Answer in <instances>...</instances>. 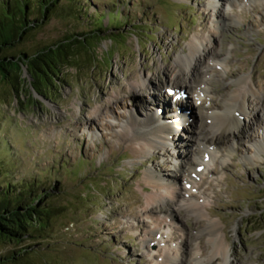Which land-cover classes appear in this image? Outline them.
I'll return each mask as SVG.
<instances>
[{
  "label": "rangeland",
  "instance_id": "rangeland-1",
  "mask_svg": "<svg viewBox=\"0 0 264 264\" xmlns=\"http://www.w3.org/2000/svg\"><path fill=\"white\" fill-rule=\"evenodd\" d=\"M5 1L14 0L0 5ZM36 8L28 11L29 21L42 17ZM49 9L7 55L33 54L97 27L102 32L91 34L95 39L74 52L72 66L58 68L48 83L37 75L39 85H31L25 66L21 92L0 81V181L32 187L53 209L43 229L18 246L0 243V256L32 246L18 264H157L163 248H183L185 264H194V253L198 264H229L219 255L208 258L206 220L184 205L169 201L147 217L140 214L154 192L153 175L204 205L203 215L231 248V264H264V0H55ZM214 11L221 14L219 25ZM194 37L205 45L197 63L203 96L184 89L188 71L178 73L177 57ZM207 51L218 61H207ZM241 78L246 114L237 113L231 133L214 130L212 113L224 109ZM175 88L188 98L186 117L173 126L179 145L168 141L154 149L132 142L147 129L136 128L140 120L130 115L159 118L145 102L152 106L167 96L173 108ZM212 131L221 149L207 166L211 173L202 171L188 191L190 163L207 156L186 153ZM176 153L185 158L177 160ZM199 244L203 255L196 252Z\"/></svg>",
  "mask_w": 264,
  "mask_h": 264
},
{
  "label": "bare ground",
  "instance_id": "bare-ground-1",
  "mask_svg": "<svg viewBox=\"0 0 264 264\" xmlns=\"http://www.w3.org/2000/svg\"><path fill=\"white\" fill-rule=\"evenodd\" d=\"M214 1H216V0H212V2H214ZM207 4H210V2ZM210 7H211V5H210ZM220 16H221V14L219 12L214 13V17H215L217 25H219V22H221ZM210 40L208 39V42ZM202 44H203L202 41H199L196 37H194L188 44L187 53L186 54L184 53L183 56L177 57L179 75H180L181 70H185V71H188L190 73V81L187 82L189 86L184 87V89L187 88L186 90H188L190 88H193V89L198 91L199 96H203L206 93L205 89L203 87L206 85L205 81H203L202 79L201 80L199 79V82H197V79L200 78V76H202L201 75L202 72L199 70L201 67L199 65V69H198V64H197L200 61L199 60L200 56H202V55H200V51H199L200 48L204 45V44L203 45ZM210 51H207L203 57L206 58L207 61L209 59L211 61H214V62L218 61V58H216L217 56L214 54L215 51L214 52H210ZM198 54H199V56H198ZM197 76H198V78H197ZM145 80H146V78L141 79L139 83H136L132 87V89L135 90L137 87H140V86L142 87L145 83ZM235 84H236L235 87L237 89L236 93H233L231 95V97L228 99V101L226 103H224V109L221 112L212 113V115L210 117L212 122H213L212 127L214 130H217V131L220 130L223 133H227V132L231 133L232 127L237 126L239 124L238 119H237L238 118L237 113L239 112L241 114V112H242L244 115L246 114V112L243 110V107L241 104V99L243 100V98H242L243 95L240 93V90L245 87L244 85L246 84V79L244 80V78H241ZM168 89L169 88H167V90ZM169 91H170V95H171V93H173V92L171 90H169ZM184 93L185 92L181 88H179V89L175 88V92H174L175 102L172 106L173 108H171L169 103L167 102V96H161L160 97L161 101L156 100L157 103L152 104V106H151L150 99L148 100L149 102H145L149 106V109L150 108L153 109V107H156V108H154V113H156V115H158L159 118L158 117L151 118V114H148L149 117H147V119H143V118L142 119L141 118L136 119V118H133L132 115H130L131 119H133L134 121L140 120V123L136 124V126H135L136 128L139 127V128H146L147 129V131H145V133H142V134L139 133L136 137L131 138V141L137 143V145L139 144L141 147H149V148H154V149L157 146L160 147L161 144H165V142H168V141H170V142L172 141L174 143V146L179 145V144H177V140L175 139V135H174L175 129H173L175 127H173V126H174V123L180 122L179 116L181 114H184V118L187 115L186 114V110H187L186 103H187L188 98ZM154 95H155V93H154ZM153 96H151V98H153ZM154 98H155V96H154ZM196 101L198 102V105H204V102H203L204 100L203 101L200 100V102H199V99H197ZM210 102H213V99L210 100ZM160 105H161V107L163 105H165V107H166L165 110L160 108L159 107ZM227 111H230V113L232 115L231 117L229 116L230 114L228 115L226 113ZM254 115H256V119H257V112H254ZM164 116H168L171 118L170 119L168 118L167 120H165ZM162 117H164V119H162ZM188 118L189 117L187 116L186 120H188ZM157 121H159L160 123H157ZM257 121H260L259 118L257 119ZM163 122L170 123L171 125L166 126V123L164 124ZM180 123H182V122H180ZM177 126H179V124ZM169 127H172L171 129H173V130H170ZM226 129H228V130L226 131ZM223 130H225V131H223ZM218 138L219 137L216 136L215 132L212 131L211 136L209 138L205 139L204 141H202L203 143L198 142L197 145L198 146L200 145L199 149L197 148V150H194V149L190 148L187 151L186 156L189 154L194 156L195 152L196 153L201 152L202 154L207 156L205 161L202 159L196 158V160L198 159L197 162H195V163L191 162L190 163V172H188V175H190V176L187 175V179L185 180V183L183 184L187 190L189 189L188 191L193 190L191 188V186L192 185L194 186V184H196L195 181H197V179H199V178H197L199 175H202V171H208L207 166L214 161L215 152H217L218 149H221L220 142H219V144L217 142ZM262 144H264V142H262ZM166 145H168V144L166 143ZM258 147L262 148V146H259V145H258ZM174 152H176V151H174ZM260 152H263V150L260 149ZM176 158L178 160V159H184L185 157H181V154L176 153ZM209 172L211 173V171H208L207 173L209 174ZM148 178H150L149 180H150L152 188H154V192L151 194H148L147 197L145 198L146 207L144 208V210H142L140 212V214L147 217V214L150 213L153 208H158L160 210L162 208V206H160V205L163 203L168 204L169 201L176 202L177 204H180L182 206L184 205L185 208H187L191 213H193L194 215H197L199 218H202V219L204 218V220H206V226L204 228V231L208 235V242L211 246L210 255L208 258L210 260H212L214 257L219 255L221 257V259H223L225 262H228L229 264H231V262H229V259H228L230 257V249L231 248L228 245H226V240H225V236L223 234V231L222 230L220 231L217 223L214 221H211L209 219H206V217L203 215V212H205L204 211V209H205L204 205L202 203H200L199 201H195L193 199H189V200L183 199V197L180 194H177V192H176L177 189H173V191H170L171 187H173L175 185L174 183H173L174 185L173 184L171 185L168 182L163 183L162 182L163 179L157 178L156 176H153V175H150ZM173 181H175V179H173ZM171 183H172V181H171ZM166 214H167L166 215L167 217H169V218L171 217L170 221L173 222L174 220H176V219H174L175 216L173 214H171V213H166ZM184 252L185 251H183V248H180V251L176 249V250H174V252L170 251L169 248H163V250L159 254L160 259L157 261V264H185L184 260L181 259V258H183ZM196 252L197 253L201 252V254L203 255L204 250L200 246V244H199L198 250H196ZM194 256L197 258L196 253H194ZM196 258H195L194 264H198V262H199V260H197Z\"/></svg>",
  "mask_w": 264,
  "mask_h": 264
},
{
  "label": "trees",
  "instance_id": "trees-1",
  "mask_svg": "<svg viewBox=\"0 0 264 264\" xmlns=\"http://www.w3.org/2000/svg\"><path fill=\"white\" fill-rule=\"evenodd\" d=\"M0 5V81H7L14 92L22 90L24 79L22 67H26L31 78V85H39V75L48 83L50 75L59 68L72 66L77 57L74 52L85 47L87 39H95L91 34L101 33L100 27L80 35H71L56 46L46 45L33 54L20 52L16 57L7 55L15 42L22 39L42 20L55 0H14ZM41 18L36 21L27 19L28 11L32 14L37 8ZM30 8V9H29ZM80 15V14H77ZM98 21V22H97ZM100 19L95 20L98 24ZM77 36V37H76ZM78 36H81L78 37ZM18 188V189H16ZM32 188V187H31ZM28 185L14 187L0 181V243H16L18 246L26 237H32L51 218L52 208L41 195H34ZM46 199V198H45ZM32 246L14 248L0 256V264H18L24 261Z\"/></svg>",
  "mask_w": 264,
  "mask_h": 264
}]
</instances>
